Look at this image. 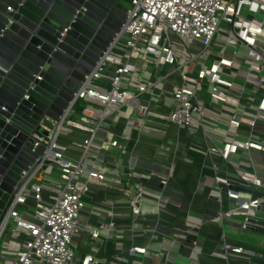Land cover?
I'll use <instances>...</instances> for the list:
<instances>
[{
  "label": "built area",
  "instance_id": "2783aa9c",
  "mask_svg": "<svg viewBox=\"0 0 264 264\" xmlns=\"http://www.w3.org/2000/svg\"><path fill=\"white\" fill-rule=\"evenodd\" d=\"M223 23L227 24L224 31ZM175 39L188 45L189 56L184 62L180 61ZM143 64L153 65L156 72L168 66L160 78L170 88L158 89L156 82L143 83L136 77L143 71ZM103 72H109L105 81ZM132 82L136 92L129 88ZM148 92L150 97L169 95L171 107L164 108L166 116H160L159 104L145 98ZM125 107L133 114L126 119L123 131L108 132L109 118ZM151 121L195 135L201 132L198 137L205 144L200 147L189 143L187 147L199 150L211 164L217 190L209 196L220 203L214 220L243 215L246 229L250 221L264 220L260 208L264 199L244 195L235 188L262 187L259 172L237 166L233 180L221 173L214 159L217 155L232 163L241 149L264 152V141L255 129L264 123V0H132L120 31L86 75L70 106L60 120L54 121L47 136L36 137L35 146L43 144L44 150L23 171L0 221V239L7 234L8 248L16 251L9 258L10 264L102 262L96 246L79 256L76 239L88 232L100 240L103 232L115 233L113 225L105 219L99 224H81V213L88 207L93 188L102 185H113L128 198V215L143 213L147 186L151 185H145L143 177H134L138 165L134 162L126 170L111 163L113 174L106 165L110 164V147L125 149L132 140V130L145 129ZM51 166L58 171L60 181L53 179ZM125 173L127 184L133 183V187L123 186L121 175ZM170 174L148 176L159 178L164 187L156 188L164 191ZM224 188L226 197L235 202L228 209L223 208ZM107 205L113 206L109 202ZM11 218H17V227L9 231ZM147 252V246L132 244L128 257L115 256L106 263L124 260L144 264L141 258ZM230 252L247 251L225 242L220 255L227 257Z\"/></svg>",
  "mask_w": 264,
  "mask_h": 264
},
{
  "label": "crops",
  "instance_id": "0c3cea01",
  "mask_svg": "<svg viewBox=\"0 0 264 264\" xmlns=\"http://www.w3.org/2000/svg\"><path fill=\"white\" fill-rule=\"evenodd\" d=\"M167 67L156 72L153 65L143 64L142 72L146 71L147 77L143 83L156 82L158 89H169L170 86L160 78ZM129 88L137 91L135 84ZM145 98H151L155 104H159L158 107L162 111L159 113L160 116H166L167 111L164 108L171 107L168 103L169 95L160 98L150 97L149 93L145 94ZM131 114L132 109L122 108L109 118L111 125L106 130L122 132L126 119ZM255 129L264 141V123L258 124ZM200 135L202 136L201 132L195 135L186 129L151 121L147 123L145 129L132 130V140L125 149L110 147L108 154L105 153L110 161V164L106 165L109 174H113L110 172L113 170L111 163L113 165L116 162L119 167L128 170L135 162L138 165L134 172L135 178H144L149 174L167 177L171 173L169 184L164 191L147 186L146 201L141 215H128L130 213L128 198L122 196L115 186L94 187L91 196L88 197V207L81 213L80 222L99 224L100 220L105 219L112 223L115 233L106 235L103 232L101 239L95 240L88 232H83L82 237L76 239L78 255L81 256L91 248L90 246H96L97 255L102 259L100 264H107L106 262L112 261L115 256L128 257L129 247L138 244L148 248L147 255L141 258L144 264H264V233L255 232L262 237H252L251 232L254 231L244 227L243 215L225 217L224 221H216L211 217L200 218L205 215L208 207H212L208 205V197L213 190H217L210 162L199 150L187 147L189 143L202 147L205 142L198 137ZM214 159L219 162L221 173L231 176L233 180L236 177V167L239 166L248 170L256 169L264 184V152L241 149L232 163L221 160L217 155ZM235 188L241 189L244 195L250 193L253 197L264 199V185L253 190ZM223 190L225 195L223 208L235 206V202L226 197V189ZM107 202L113 206H108ZM189 219L202 222L196 244L187 242V232L175 226L176 222L185 223ZM134 228L141 231L135 232ZM225 242L242 246L247 252L241 254L230 252L227 257H223L220 254L224 250ZM119 264H128V261L123 260Z\"/></svg>",
  "mask_w": 264,
  "mask_h": 264
},
{
  "label": "water",
  "instance_id": "95a60500",
  "mask_svg": "<svg viewBox=\"0 0 264 264\" xmlns=\"http://www.w3.org/2000/svg\"><path fill=\"white\" fill-rule=\"evenodd\" d=\"M132 0H0V221L23 171L126 20ZM145 185L163 188L155 176ZM225 186L224 184H221ZM208 205L220 203L208 197ZM208 207L205 215L219 212ZM264 210V202L260 206ZM200 221L175 223L198 242ZM248 230L264 233V220Z\"/></svg>",
  "mask_w": 264,
  "mask_h": 264
},
{
  "label": "rangeland",
  "instance_id": "374dc122",
  "mask_svg": "<svg viewBox=\"0 0 264 264\" xmlns=\"http://www.w3.org/2000/svg\"><path fill=\"white\" fill-rule=\"evenodd\" d=\"M226 25H227L226 23L222 24L221 29L223 31H224V28H225ZM175 41L177 42V45L179 46V52L181 54L180 61L184 62L186 60L187 56H189V54H188L189 53L188 45L184 41L179 40V39H175ZM191 42H193V41H191ZM186 69L187 68H185L184 71ZM108 73L109 72H107V73L105 72L104 73V75H103L104 76V80H102V81H105V79H106V75L105 74H108ZM145 74H146V71L142 72L141 74L136 75V77H140L141 78L140 80L146 81L145 79H147V77L145 76ZM131 79H132V77H131ZM134 84L135 83L132 82L131 86H133ZM205 91L206 90L204 89L203 92H205ZM51 172H53L52 173L53 179L56 180V181L57 180L60 181L59 173H58L57 170L54 169V166H51ZM127 181H128V174H123L122 175L123 186L125 188H130L131 186L133 187V183L131 185H128ZM21 212L23 213V210ZM16 221H17V218H11V220L9 222V225L7 227V230L11 231L12 229H15L17 227ZM251 235H252V237H255V238H257V237L261 238L262 237V236L260 237V235L256 234L255 232H251ZM6 236H7V234L2 236L1 239H0V264H10L9 258L13 257L16 254L15 250H11V249L8 248ZM250 240L254 241L253 238H250ZM87 244H89V243H87Z\"/></svg>",
  "mask_w": 264,
  "mask_h": 264
}]
</instances>
